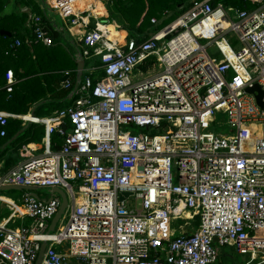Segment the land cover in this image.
I'll return each instance as SVG.
<instances>
[{"label":"built area","instance_id":"1","mask_svg":"<svg viewBox=\"0 0 264 264\" xmlns=\"http://www.w3.org/2000/svg\"><path fill=\"white\" fill-rule=\"evenodd\" d=\"M79 1L44 0L43 7L61 16L76 59L85 61L77 89V70L63 71L72 103L47 116L0 110V137L11 117L45 126L41 154L29 155L26 144L24 159L0 183L52 196L25 191L18 204L0 195L9 209L0 222V264H36L43 241L40 264H221L216 243L250 253L243 264H264V0L244 9L192 0L140 38L109 17L106 0H94L101 14ZM22 12L34 40L54 45L43 16L30 6ZM213 15L225 16L227 26L201 35ZM230 32L238 46L225 37ZM201 39L214 42L221 57ZM135 69L144 77L133 79ZM255 85L263 105L248 91ZM219 111L227 128L215 126ZM54 187L65 191L68 206L49 230L62 202Z\"/></svg>","mask_w":264,"mask_h":264},{"label":"trees","instance_id":"2","mask_svg":"<svg viewBox=\"0 0 264 264\" xmlns=\"http://www.w3.org/2000/svg\"><path fill=\"white\" fill-rule=\"evenodd\" d=\"M10 1L0 0V110L28 114L32 105L41 102L35 109V115H50L55 110L67 106V94L71 91V88L58 89L61 83V72L66 68L60 65V60H75L77 67L71 44L67 45L62 40L64 35L70 36V34L57 30L56 23L36 0H15L11 10L6 11ZM106 2L109 17L120 24L119 28L126 30L131 36L140 38L157 26L151 21L152 17L162 18L164 11L169 10L171 15L167 18L172 21L191 5L192 0H106ZM211 2L213 6L222 3L225 6H236L242 9L253 5V0H211ZM19 5H28L43 16L47 28L57 42L56 45L47 47L34 40V35L26 23L27 14L18 9ZM93 12L105 13V8L94 9ZM1 30L12 32V36L2 34ZM17 40H20V44L16 43ZM93 59L98 65L99 59ZM86 65H89V61ZM10 71L13 73L11 83L7 78ZM22 122L18 118H9L8 134L4 141L0 138V161L11 149L18 152L27 143L40 142L43 139L45 126L31 122L16 140L9 146L1 148L6 140L23 127ZM53 140L54 149L58 150L61 139L56 134Z\"/></svg>","mask_w":264,"mask_h":264},{"label":"rangeland","instance_id":"3","mask_svg":"<svg viewBox=\"0 0 264 264\" xmlns=\"http://www.w3.org/2000/svg\"><path fill=\"white\" fill-rule=\"evenodd\" d=\"M15 4V0H11L9 5L6 8V11L11 10L12 5ZM49 13H51L55 18L56 21L59 24H63V20L60 17L59 14H57L54 10H50L49 9ZM215 18H218L219 21H217ZM210 19H212L215 23L217 22H222L223 24L226 23V18L225 16H218L217 15H213L210 17ZM171 19H161V22H159L157 24V26H155L153 28V31H157L161 28H163L165 25H167L168 23H170ZM115 22L120 25L116 20ZM225 37L227 38L228 42L232 45V46H238L239 42L237 40V37L235 36V34L233 32H230L228 34H225ZM63 42L67 45L71 46V51L75 52V47L74 45L71 43V39L68 35L64 36L62 38ZM202 44L207 46V51L209 54H211L212 56H215L217 58L221 57V53L219 52L216 44L214 42L209 43L208 39H201L200 40ZM75 60H60V65L62 67H66L62 70H72L74 69L75 66ZM159 70H162V66L158 67ZM136 74V75H135ZM135 75V76H134ZM145 72L143 74H140V72L138 71V69H135L133 72V79H140L142 77H144ZM215 126L217 128H227L228 127V115L227 113L223 112V111H219L216 113V120H215ZM134 130H138V128H134ZM38 191H42L41 188H37ZM13 192L10 193L7 191H1L0 194L3 195H7L9 197H13V199L18 203L21 204V197H19L20 194L24 193L23 190H12ZM181 220H177L175 222H173V226L174 227H178V225L180 224ZM216 246L219 247V250L221 251V255H220V259L219 261L221 262V264H243V262L246 260V258H249L250 253L248 254H240L236 247L234 245H225V246H221L218 243H216Z\"/></svg>","mask_w":264,"mask_h":264},{"label":"crops","instance_id":"4","mask_svg":"<svg viewBox=\"0 0 264 264\" xmlns=\"http://www.w3.org/2000/svg\"><path fill=\"white\" fill-rule=\"evenodd\" d=\"M37 3L41 6L42 9H44L43 7L45 6V2L44 0H36ZM24 6H28V5H19L18 6V9L22 12V9ZM49 9L52 10L50 7H47L44 9V11L46 12V14L51 18V20L56 23V26H57V30L59 31H64L65 33H69L70 34V39H71V43L74 45L75 47V52H74V56L75 54L77 53V45H76V42L74 41V38L73 36L71 35V33L68 31V29L66 28L65 24H64V21H63V24H59L57 21H56V18L51 14L49 13ZM61 17V16H60ZM63 20V19H62ZM27 23V21H26ZM217 23V22H216ZM217 24H223L222 22H218ZM120 26V25H119ZM201 35H206V36H211L212 33H210L209 31H206L204 33H200ZM67 35V34H66ZM65 36V35H64ZM224 43V42H223ZM57 42L54 43V45H56ZM46 46V45H45ZM53 46V45H52ZM47 47H51V46H47ZM76 58V57H75ZM88 60H94V59H88ZM77 61V64H78V60L76 59ZM90 63H94V62H89ZM77 70V67L72 69V70ZM62 74V77H61V83L62 81L64 80L65 76L63 75V73L61 72ZM76 74H77V71L76 73L74 74L75 77H76ZM7 78H8V81L9 83L12 82V78H11V74L7 75ZM60 83V88H58L59 90L63 89V90H68L69 88H64L62 87ZM50 96V94H49ZM56 96V95H55ZM58 97H61V96H58ZM67 98H68V101H66L67 103V106L70 105L73 101V97L71 96V91L68 92L67 94ZM41 102H38L34 105H32V107L30 108V114L32 113V110L33 108L36 107L40 104ZM6 111V110H5ZM56 111V110H55ZM9 112V111H8ZM28 113V114H29ZM15 114H18V113H15ZM34 114H35V111H34ZM18 115H23V114H18ZM11 118H18L20 119L19 117H11ZM22 120V119H21ZM23 121V120H22ZM8 122H9V119H8ZM28 123V122H26ZM24 122H22L23 126L24 124H26ZM30 123V122H29ZM2 139V141L5 140V137H0ZM9 140V139H8ZM6 140L2 145H1V148H5V143L8 141ZM43 140V139H42ZM40 141V142H30V143H27V146L30 148V153H28L29 155L31 154H34V155H38V154H41L42 152V149H43V141ZM11 144V143H10ZM10 144H8L7 146H9ZM6 146V147H7ZM26 146V145H24ZM23 146V147H24ZM22 147V148H23ZM20 148L18 152H15V150L11 149L10 152L0 161V178L2 177V175L6 174L11 168L15 167L19 162H21L24 157L21 155V152L20 150L22 149ZM15 156H17V158H14ZM10 158V159H9ZM13 190V189H12ZM12 190H8V192L12 193L13 191ZM25 191H30V190H23V192ZM37 193H40V195L42 197H50L51 196V191L47 190V189H42V191H38L36 190ZM2 196H4L5 198H8V199H13V197H9L7 195H3V194H0ZM23 195L20 194L19 197H21ZM9 215V209L7 208L6 204L3 203V202H0V222L6 218L7 216ZM21 222H20V219H18L17 221L15 222H11L10 223V226H14V225H19Z\"/></svg>","mask_w":264,"mask_h":264},{"label":"water","instance_id":"5","mask_svg":"<svg viewBox=\"0 0 264 264\" xmlns=\"http://www.w3.org/2000/svg\"><path fill=\"white\" fill-rule=\"evenodd\" d=\"M1 33L2 34H6V35H9V36H12V32L10 31H7V30H1ZM84 66H85V61L84 59H80L78 61V64H77V74H76V83H75V86H74V89H77L79 83L81 82L82 80V74H83V69H84ZM66 79V76L65 78ZM248 91L250 92H254V91H257V99L259 101V103L261 105H263V101H262V97H263V91L261 90L260 86L259 85H255L254 87L252 88H248ZM34 111H35V107L33 108L32 110V115H35L34 114ZM29 126V122L24 124V126L18 130L6 143H5V147L10 144L11 142H13L14 140L17 139V137L24 131L28 128ZM12 189H15V190H30V193L39 198L40 195L36 192L37 190V186H32V185H20V184H1L0 183V190L1 191H7V190H12ZM54 191H57L60 196H61V199H62V202H61V205H60V208L58 210V212L55 214L54 218L52 219L51 221V224H50V227H49V230H54L56 224L58 223L59 219L61 218V216L63 215V213L65 212L67 206H68V197H67V194L65 193V191L59 187H54L53 188ZM128 195V192H125L121 195V198H124L125 196ZM49 199H52V196L49 197ZM46 245H47V242L46 241H43L42 242V245H41V249H40V252H39V256H38V259L36 261V264H40L41 261H42V258H43V255H44V251H45V248H46Z\"/></svg>","mask_w":264,"mask_h":264},{"label":"bare ground","instance_id":"6","mask_svg":"<svg viewBox=\"0 0 264 264\" xmlns=\"http://www.w3.org/2000/svg\"><path fill=\"white\" fill-rule=\"evenodd\" d=\"M85 3H88V5H90L91 3L95 5L94 9H99L104 7L103 4L99 1H94V0H82L79 1V6L80 5H85ZM228 22L226 20L225 24H217L215 23L212 19H207L205 20V22L198 28V32L199 33H204L206 31H209L210 33L216 32L217 30H220L222 27L227 26ZM110 28L112 29L114 34L120 35V34H124L123 31H119L118 33L116 32L115 29H118L117 27H115L113 24L112 26H110ZM183 215L184 216H190V212L188 210L183 211Z\"/></svg>","mask_w":264,"mask_h":264}]
</instances>
